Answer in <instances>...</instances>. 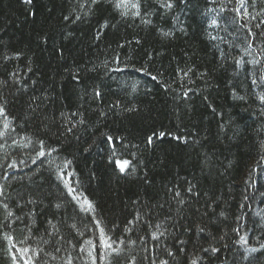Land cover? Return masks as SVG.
Instances as JSON below:
<instances>
[{"label": "trees", "instance_id": "1", "mask_svg": "<svg viewBox=\"0 0 264 264\" xmlns=\"http://www.w3.org/2000/svg\"><path fill=\"white\" fill-rule=\"evenodd\" d=\"M113 2L0 0V106L9 124L0 116V185L24 221L12 226V243L42 248L36 264H66L69 254L72 264H93L89 251L95 264H152L150 234L168 217L175 259L156 251L169 264L196 256L198 264H264V83H252L261 72L249 63L264 68V0H172L171 9L140 0L139 16H122ZM249 44L255 52L245 55ZM39 139L58 152L33 163ZM123 160L130 164L121 173ZM189 182L198 197H188ZM177 187L183 205L169 191ZM85 201L93 211H81ZM137 211L143 219L129 224ZM5 216L0 205V227ZM49 218L66 221L60 233L71 239L54 261L45 255L52 244L41 241ZM195 224L206 231L197 235ZM210 247L219 250L202 251ZM16 248L0 232V264H13Z\"/></svg>", "mask_w": 264, "mask_h": 264}, {"label": "snow or ice", "instance_id": "2", "mask_svg": "<svg viewBox=\"0 0 264 264\" xmlns=\"http://www.w3.org/2000/svg\"><path fill=\"white\" fill-rule=\"evenodd\" d=\"M27 3H31V0H26ZM97 2V0H91L92 4H95ZM241 3V7L244 6V0H240ZM113 7L117 10L121 11V15L122 16H126L128 15V10L134 9L135 11L132 13L134 16H139L140 15V8H141V4H140V0H114L113 2ZM160 7L161 8H166V9H171L173 7V3L172 0H162V2L160 3ZM239 11V10H237ZM80 17H76V19H79ZM144 23H150V21L144 20ZM217 21L215 19L212 20V25H216ZM259 26V25H258ZM165 35H168V33H165ZM249 36H251V30H249ZM213 39H215V37H213ZM249 49H252V45L249 44L248 45ZM253 52H255V49H252L251 52L246 51L245 55H252ZM261 54L264 55V49L261 50ZM244 61L243 59L237 60L236 63L237 65L242 64ZM249 63L253 64L254 66H256L257 68H259L261 74L258 76L257 79H253L252 83L255 85L258 82L260 83H264V68H261V60L260 59H253L252 61H249ZM13 76H15L16 74L13 73ZM153 79H155V77H153ZM3 83V82H0ZM100 93L96 92V96H99ZM260 100L262 103H264V96L260 97ZM39 105H36V108H38ZM36 108H33V111L36 110ZM0 116L4 117L5 119V123H4V129L7 130L9 127V124L7 122V114L5 112V109L3 106H0ZM79 123H84L83 120H80ZM12 131H15V129H12ZM67 132H71L72 131V127H68L66 129ZM161 136H163L164 134L161 133ZM5 137V132H0V138H4ZM29 141V144L31 143V139L30 138H26ZM109 140H111V137L108 138ZM152 142V138L150 137L148 140V143L150 144ZM4 143H7V140H4ZM16 141L13 140V144H15ZM37 145L38 147L35 149L36 155L35 157L32 159V162L35 163L37 159L41 160V162H43L44 158L46 156H51L53 152H58V149L52 148L49 151L45 150V145H44V141L43 139H39L37 141ZM2 146V145H0ZM22 146H27V145H22ZM48 163L50 165H54L56 168H60L61 165L56 164L55 160H50L48 161ZM71 163L70 161H67L64 164V167L67 166V164ZM119 171L121 173H124L125 170L128 168L130 161L128 160H123V161H117L116 162ZM8 167H11L13 170L16 169V163L15 161H13L11 164L8 165ZM63 176L64 174L61 172L60 173V177L63 180ZM3 179L7 180L8 177L5 175L3 176ZM194 185H191V182H189V186L186 189V192L188 194V197H198L200 194L199 192H194ZM75 189L73 187H71L70 185L67 188V195L71 196L72 201H78L79 197L77 195H75ZM172 198L174 200L177 201L178 204L183 205L186 202V198L181 196V192L179 191L178 187L175 189H170L169 190ZM7 198H8V194L5 191V188L3 185H0V205L3 206L4 211L6 212V216L4 219V224L3 227H0V232H3V238L9 242V244H11L12 248H16V244L12 243V241L15 239V237L11 236L9 233L13 230L12 226L14 224H17V222L20 223H24L23 218L21 216H17L15 215V213L9 208V205L7 203ZM21 199H26L25 197H21ZM26 203L28 204H32L35 203V200L32 199H26ZM85 204L87 205V209H81V211H93V206L91 204L90 201H85ZM16 207L20 208L22 207V205L20 204L19 200H17L16 203ZM54 207L56 209H60L61 208V204L60 203H55ZM160 207H163V205H160ZM208 207L211 208L212 204L209 203ZM197 212H199V209H196ZM27 215L29 217H34L35 216V212L32 209H29V212L27 213ZM144 215H148V211L147 209L145 210ZM204 216H207L208 213L205 212L203 213ZM219 215L221 217L224 216V213L221 211L219 213ZM53 219L54 218H49L48 220H46V226L44 227V232L46 233L47 238L41 237V241L43 244H52V247L54 249V252H50V253H45L46 256H50L51 260H56L57 256L55 255V253H59L62 250L63 245L60 243L61 241L64 242V244H69L71 245V239L70 238H66L63 234L60 233V228H59V224L60 223H66V221H59L57 223H53ZM143 219V216L140 214L139 211H137V215L135 216L133 221H129V224H134L139 222L140 220ZM165 221L168 222V226L171 228H175L176 224L173 223L171 221L170 218L166 217ZM165 221H161L159 223H156L154 225V227L156 228L155 232H152L150 234V239L153 241H156V245L155 248L153 249H149V255L145 258L150 259L152 264H169V261L167 258L161 259L160 255L157 253V249H162L164 254L166 255V257H170L175 259V255L176 253H174L171 248L169 247L167 240H168V236L171 235L168 232V227H165ZM36 221L34 219L31 220V224H35ZM95 226L96 227H100V221L99 220H95L94 221ZM145 223L148 225V227H153L151 220H146ZM71 227L75 228V225L72 224L70 225ZM25 227H27L29 229V232H31V227L29 224H25ZM4 228H7V231H3ZM101 232H103V229H100ZM188 232L193 231V228H186L185 229ZM234 231H236L237 233L239 232V229H233ZM194 231L197 235H199L200 233H204L206 231V228L201 227L199 224H195L194 225ZM176 239L178 240L179 245H181V247L178 248L179 252H183L185 249L183 247V245L186 243L185 240L183 239H179V237H176ZM221 239H223V237H221ZM240 240L242 241L243 244H247V240L245 237L241 236ZM121 243H123V241H120ZM90 246L93 247L94 249V245H92L91 241L87 242ZM101 243H102V247H104L105 249H110L112 252H115L117 256H120V251L118 249H114L113 248V243L115 242H109L108 240H104L103 236H101ZM132 243H136L135 241H132ZM72 247H75V245H72ZM262 247H264V245H262ZM219 249L216 247H210V248H202L203 252H212L215 253L217 252ZM79 251L81 253L85 252V248L81 247L79 249ZM250 252H256L258 251L255 248L249 249ZM16 252L17 255H13L12 256V260H13V264H19L18 262V257H19V261H22L23 264H36V261L41 257V253L43 252L42 248H39L38 246V250L37 249H32L29 247H23V248H16ZM29 253H31V255H29ZM87 255L92 258L93 264H95V257L93 256V252L89 251L87 253ZM202 258L199 256H196L194 258L190 259V264H198V262L201 260ZM66 264H72V257L69 254V257L67 259ZM131 264H135V260H132Z\"/></svg>", "mask_w": 264, "mask_h": 264}]
</instances>
